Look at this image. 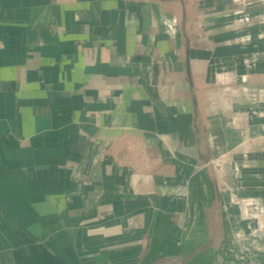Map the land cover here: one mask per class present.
I'll return each mask as SVG.
<instances>
[{
  "label": "crops",
  "instance_id": "1",
  "mask_svg": "<svg viewBox=\"0 0 264 264\" xmlns=\"http://www.w3.org/2000/svg\"><path fill=\"white\" fill-rule=\"evenodd\" d=\"M260 219L264 0H0V264H264Z\"/></svg>",
  "mask_w": 264,
  "mask_h": 264
},
{
  "label": "rangeland",
  "instance_id": "2",
  "mask_svg": "<svg viewBox=\"0 0 264 264\" xmlns=\"http://www.w3.org/2000/svg\"><path fill=\"white\" fill-rule=\"evenodd\" d=\"M253 177H250V179H252ZM249 200L252 202L254 200H252L251 196L249 197ZM256 203V201H255ZM255 204H249V207H253ZM261 223H264L263 220L260 219ZM257 223H259V221H256L254 223L251 222V224H255L257 225ZM241 227V226H240ZM249 227H250V223H249ZM249 232H251L250 228H249ZM252 232H254V229L252 230ZM242 231H238L239 236H236V246L238 248L236 255V258L240 261H246L248 258L253 257L254 255L258 254V246L255 245L254 242L257 238L254 237H248L247 235H243L242 236ZM252 242V243H251ZM257 244V243H256ZM242 248V249H241Z\"/></svg>",
  "mask_w": 264,
  "mask_h": 264
},
{
  "label": "built area",
  "instance_id": "3",
  "mask_svg": "<svg viewBox=\"0 0 264 264\" xmlns=\"http://www.w3.org/2000/svg\"><path fill=\"white\" fill-rule=\"evenodd\" d=\"M176 24V21L174 20V21H172V20H170V21H166V25H167V29H168V31H170L171 29H172V26L173 25H175ZM222 163H223V160H221L220 158L218 159V160H216L215 162H214V164L218 167V168H221V166H222ZM257 226H258V228L256 229V230H254V232H255V234L256 235H261V234H263L264 233V223H261L260 221H259V223H257ZM253 232V233H254ZM237 236H239V235H237ZM235 246H236V244H235ZM234 246V247H235ZM236 248V247H235Z\"/></svg>",
  "mask_w": 264,
  "mask_h": 264
}]
</instances>
